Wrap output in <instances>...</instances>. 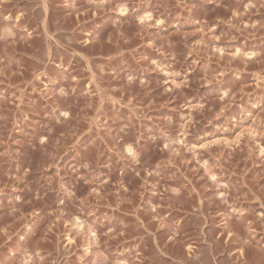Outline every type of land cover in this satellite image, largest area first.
Segmentation results:
<instances>
[{
    "label": "rangeland",
    "instance_id": "obj_1",
    "mask_svg": "<svg viewBox=\"0 0 264 264\" xmlns=\"http://www.w3.org/2000/svg\"><path fill=\"white\" fill-rule=\"evenodd\" d=\"M0 264H264V0H0Z\"/></svg>",
    "mask_w": 264,
    "mask_h": 264
},
{
    "label": "bare ground",
    "instance_id": "obj_2",
    "mask_svg": "<svg viewBox=\"0 0 264 264\" xmlns=\"http://www.w3.org/2000/svg\"><path fill=\"white\" fill-rule=\"evenodd\" d=\"M121 12V14H124V11L122 10V11H120ZM251 54V53H250ZM250 54H247V55H250ZM250 57V56H249ZM130 151V149H128V151L127 152H129Z\"/></svg>",
    "mask_w": 264,
    "mask_h": 264
}]
</instances>
